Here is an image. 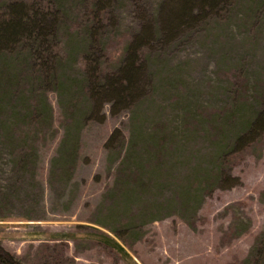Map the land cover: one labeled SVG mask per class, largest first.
Listing matches in <instances>:
<instances>
[{
  "label": "rangeland",
  "instance_id": "374dc122",
  "mask_svg": "<svg viewBox=\"0 0 264 264\" xmlns=\"http://www.w3.org/2000/svg\"><path fill=\"white\" fill-rule=\"evenodd\" d=\"M84 1L66 0L72 13L63 20L67 28H74ZM160 2L112 1L98 44L112 65L140 25L154 28L156 41L147 48L136 110L113 112L109 102L95 109L88 99L75 105L85 110L74 122L75 110L63 115L51 90L52 127L29 166H16L0 137V245L5 251L28 263L50 255L58 264H229L243 258L264 231V134L229 154L222 178L208 182L194 201L185 204L179 198L198 168L213 161L220 135L232 136L239 117L258 106L264 88V0H233L219 15L182 27L170 41L158 33ZM73 32L71 46L80 38ZM77 62L70 60L67 74L81 75ZM133 117L145 128L163 127L172 152L154 156L150 168L142 162L144 171L153 169L151 185L158 177L157 188L135 201L129 213L120 212L121 219L130 220L118 237L109 228L115 222L107 217L114 201L107 195L117 187V153L126 145L118 149L114 141V148H105L104 143L114 129L128 137ZM63 140L73 148L65 166L55 156ZM136 206L141 215L132 217ZM97 229L111 232L126 254L103 248Z\"/></svg>",
  "mask_w": 264,
  "mask_h": 264
},
{
  "label": "trees",
  "instance_id": "16d2710c",
  "mask_svg": "<svg viewBox=\"0 0 264 264\" xmlns=\"http://www.w3.org/2000/svg\"><path fill=\"white\" fill-rule=\"evenodd\" d=\"M112 1L116 0L83 2L74 15L76 23L72 29L80 38L77 45L71 46L72 30L63 23L66 17L72 16L66 8V0H0V137L16 166H29L32 163L39 153L41 138L44 139L47 130L52 127L53 110L47 100V93L51 90L57 95L63 115L70 108L75 110L74 122L82 118L85 110V107L78 110L75 105H83L88 99L95 109L103 102H109L113 112L137 109L139 93L145 86L142 77L145 58L148 57L147 48L154 45L155 32L150 24L140 25L125 40L121 55L112 65H108L106 53L98 44L101 46ZM232 1L161 0L158 5V33L170 41L182 27L219 15V10ZM72 59L78 61L81 70L79 76L67 74ZM76 99L77 102L73 103ZM239 118L240 121L231 131L232 136L220 135V140L215 144L213 161L198 168L191 184L181 188L180 201L185 204L194 201L208 182L222 178L223 162L229 154L248 147L264 134V88L256 109ZM131 124L132 134H128V137L114 129L104 143L105 148H114L115 143L120 144L118 149L126 145L123 153H117L120 156L115 171L117 187L107 195L110 201H114L108 208L107 217L115 222L109 228L118 237L120 229L127 227L130 220V217L121 219L120 212L129 213L135 201H140L143 194L157 188L158 177L151 185L153 169L150 173L144 171L142 167L146 169V165L142 162L150 168L156 164L154 156L172 152L170 147L173 141L167 137L169 133L163 127L155 125L145 128L141 119L135 117L131 119ZM65 142H60L55 154L59 164L64 166L70 164L73 151ZM111 153L116 152L113 149ZM55 163L56 160L53 166ZM113 204L122 209L114 211ZM136 210L130 216L136 217L138 213L140 216L141 210L137 206ZM111 232L97 229L94 234L103 248L120 256L126 254ZM0 264H58V260L56 256L48 255L42 256L40 263H28L23 256L5 251L0 245ZM229 264H264V231L243 258Z\"/></svg>",
  "mask_w": 264,
  "mask_h": 264
}]
</instances>
